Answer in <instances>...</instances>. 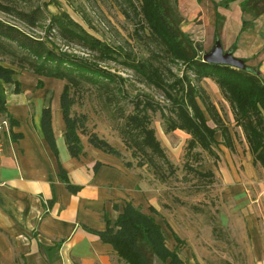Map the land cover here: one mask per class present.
I'll return each instance as SVG.
<instances>
[{"label":"rangeland","instance_id":"rangeland-1","mask_svg":"<svg viewBox=\"0 0 264 264\" xmlns=\"http://www.w3.org/2000/svg\"><path fill=\"white\" fill-rule=\"evenodd\" d=\"M242 3H245L244 10ZM253 3V0H165L163 6L167 8L169 23L185 35L180 36L181 42L187 38L193 45L201 46L200 58L214 45L217 31L224 51L235 44L234 55L245 54L246 65L260 72L264 70L257 62L259 55L264 54V13L255 15L259 10L252 9ZM0 4L12 8L11 13L0 9V20L42 38L58 51L92 61L114 75L113 80L98 84L82 80L71 86L70 116L77 120L82 146L88 147L87 138L96 134L141 173L148 204L157 208L159 205L177 231L180 242L175 245L170 237L167 246H174L183 264H236L235 261L250 264L247 239L240 243L230 237L233 229L235 232L231 217L236 212L248 221L246 224L253 220L264 233V171L259 164L252 165L242 129L235 125L233 105L219 83L210 77L197 79L182 60L167 51L148 25L142 10L144 0H0ZM256 5L264 9V0H258ZM33 10L38 15L33 26L14 13L26 14ZM62 12L87 33L116 48L119 51L116 59H100L97 51L50 28V18ZM8 44L0 46V64L13 68L22 85L21 94L8 96L12 85L0 81L5 105L10 104V99L14 106H28L31 113L33 106L52 104L56 98L59 101L66 81L43 78L44 87H50L48 91L35 89L39 76L18 67L14 54L17 49ZM145 59L159 67L164 79L170 81L186 74L201 89L196 102L205 113L207 124L215 127L206 110V106H215L233 138L232 150L219 144L222 139L219 130L215 133L217 143L213 145L217 157L199 146L189 150L190 134L178 129L165 130V121L175 118L165 90L171 94L173 91L166 86L165 89L155 87L125 63ZM136 106L139 114L148 115L165 159L149 149H136L133 144L134 136L127 130L126 122L129 115L137 112ZM137 162L142 165L138 166ZM142 247L150 264H163L145 243Z\"/></svg>","mask_w":264,"mask_h":264},{"label":"crops","instance_id":"crops-1","mask_svg":"<svg viewBox=\"0 0 264 264\" xmlns=\"http://www.w3.org/2000/svg\"><path fill=\"white\" fill-rule=\"evenodd\" d=\"M259 56L263 69L264 54ZM260 72L264 76V70ZM16 78L20 91L15 93L14 84L5 83L12 85L8 96L21 94L17 73ZM43 78L59 80L37 77L35 89L43 93L50 88L44 87ZM38 80L41 87L36 86ZM8 101L6 112H0V264H123L99 233L106 229L107 220L114 225L127 204L153 216L164 232L165 246L178 255L174 246H167L170 237L177 244L172 235L179 238L177 231L159 205L148 204L143 178L134 165L127 167L122 156L91 145L82 146V153L73 157L65 142L58 98L46 106H33L31 113L28 106ZM44 109H49L48 129L42 121ZM250 154L252 165L259 164ZM231 218L235 232L230 237L240 243L247 239L250 264H264L261 228L253 220L246 224L236 212Z\"/></svg>","mask_w":264,"mask_h":264},{"label":"trees","instance_id":"trees-1","mask_svg":"<svg viewBox=\"0 0 264 264\" xmlns=\"http://www.w3.org/2000/svg\"><path fill=\"white\" fill-rule=\"evenodd\" d=\"M164 1L144 0L142 10L152 33L160 38L173 57L185 63L186 68L193 72L197 79L210 77L219 83L224 95L233 105L235 125L242 129L247 146L253 155L254 163H259L264 169V76L258 69L248 65L245 69H237L227 65L203 62L202 58L199 57L202 53L199 44L193 45L187 38H185L184 43L181 42V37H185V35L178 32L167 20V8L164 9ZM253 1L252 9L259 10L254 14H263L264 9H260L256 5L258 0ZM244 6L245 3H242L243 10ZM0 9L8 13L12 12L11 7L8 8L1 4ZM14 13L31 26L36 25L38 21L36 10L26 14ZM49 26L52 29H57L65 38L74 40L90 50L97 51L100 59L114 60L119 55L116 48L87 33L80 24L72 20L65 12L53 15L50 18ZM214 40H220L217 31ZM8 43L15 45L17 49L14 54L16 64L21 70L66 81L59 97L66 128L64 136L70 154L73 157H78L82 153V143L77 133V120L70 116L72 100L69 96V89L71 86L78 85L82 80L98 84L103 80H113L114 75L92 61L58 51L53 46H49L42 38L0 20V46H9ZM229 50L234 52L235 44ZM243 61L246 62V59ZM125 63L155 87L165 89L166 86L173 91L171 94L165 90L167 99L172 103L171 110L175 118L167 119L164 128L166 131L178 129L190 134L191 138L187 145L189 150L199 146L210 155L217 157L213 149V145L217 143L215 140L217 130L221 132L222 137L219 144L230 150L233 149V138L228 127L223 125L215 106H206L215 127H210L207 124L205 113L196 102V98L202 93L201 89L195 86L186 74L181 78L176 77L169 81L164 79L159 67L148 59ZM16 73L13 68L0 64V81L13 83L15 93H19L20 82L16 78ZM36 86L41 87L42 81L38 80ZM136 109L137 112L129 115L126 122L127 130L134 136L133 144L136 149H149L152 154L165 159V154L155 136V131L150 126L148 115L146 113L139 114L138 106ZM0 112H6L5 101L1 94ZM49 120V109H44L42 121L46 129H48ZM9 121L10 123L14 122L11 117ZM87 141L91 146L106 153L121 156L117 149L96 134H91ZM132 155L135 153L133 152ZM125 165L131 167L132 163L128 161ZM137 165L141 166L142 164L137 162ZM197 173L204 174L198 171ZM65 182L68 184L67 180ZM149 210L151 213L157 214L154 208L149 207ZM167 227L170 229L168 225ZM99 235L104 242L112 245L119 260L124 264H150L142 243H145L153 255L162 263L169 259L167 264H183L178 255L165 246L164 232L155 218L141 212L140 209L131 204L124 207L113 226H110V222L107 220L106 229ZM172 235L177 242H180L174 232Z\"/></svg>","mask_w":264,"mask_h":264},{"label":"water","instance_id":"water-1","mask_svg":"<svg viewBox=\"0 0 264 264\" xmlns=\"http://www.w3.org/2000/svg\"><path fill=\"white\" fill-rule=\"evenodd\" d=\"M202 61L211 64L227 65L237 69L246 68V63L243 59L235 56L233 51H224L220 40H215L212 48L203 53Z\"/></svg>","mask_w":264,"mask_h":264}]
</instances>
